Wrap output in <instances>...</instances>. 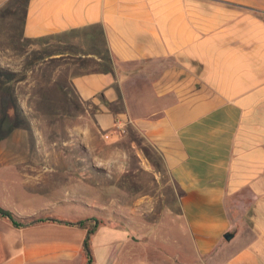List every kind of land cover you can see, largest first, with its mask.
<instances>
[{"label": "crops", "instance_id": "1", "mask_svg": "<svg viewBox=\"0 0 264 264\" xmlns=\"http://www.w3.org/2000/svg\"><path fill=\"white\" fill-rule=\"evenodd\" d=\"M13 1L31 43L2 61L40 48L43 63L60 59L80 102L96 105V129L116 136L105 144L138 133L107 173L143 167L158 180L118 207L123 223L98 225L93 264H264V0ZM33 149L0 136V205L21 217L67 199L50 192L52 160L66 178L67 155ZM61 220L0 215V252L19 248L4 264H85L86 228Z\"/></svg>", "mask_w": 264, "mask_h": 264}, {"label": "rangeland", "instance_id": "2", "mask_svg": "<svg viewBox=\"0 0 264 264\" xmlns=\"http://www.w3.org/2000/svg\"><path fill=\"white\" fill-rule=\"evenodd\" d=\"M13 3V0H0V55L12 53L16 57V54L28 51L22 43L31 42L22 37V7L11 10ZM17 45L20 46L18 49L14 47ZM39 51L41 48L33 49L23 62L17 58L15 62L4 58L7 61L3 62L0 58V136L19 133L34 145L33 152L49 151L53 157L67 155L66 169L70 170L66 178L62 176L63 167L59 166L62 163L58 161L52 160L50 173L51 197L58 187L60 191H66L64 196L61 195L67 199L57 205L52 201L39 217L56 216L68 222L96 217L100 223L107 220L113 225L123 223L122 210L118 207L129 206L135 200L154 193V182L158 183L155 173L143 167L136 168L135 172L107 173L106 158L109 154L121 152L123 147H128V141L138 140V133L134 136L129 131L124 135L125 139L116 140L119 147L105 144L106 140H113L116 136L107 138L104 134L108 130L102 131L94 126L96 105L80 102L65 76L67 69L62 67L60 59L43 63ZM40 140L43 143L38 144ZM94 165L100 168L94 169ZM57 181L60 186L56 185ZM108 187H113V191ZM154 199L161 202L164 198L156 196ZM165 199L169 201L171 198L167 195ZM95 200L105 202L106 208L96 207ZM18 249L12 245L4 246L0 252V264L8 262L11 259L8 253L17 254ZM77 260L81 261L80 258Z\"/></svg>", "mask_w": 264, "mask_h": 264}, {"label": "trees", "instance_id": "3", "mask_svg": "<svg viewBox=\"0 0 264 264\" xmlns=\"http://www.w3.org/2000/svg\"><path fill=\"white\" fill-rule=\"evenodd\" d=\"M0 215L3 217H6L10 219L15 225L17 226H24L28 224H34L39 221L45 220V219H53L57 220L54 216H46V217H37V216H30V217H21L15 214L12 210L0 205ZM62 221V220H61ZM72 223H75L81 227L86 228L87 233L86 237L84 239V251L86 253V263L85 264H93L94 262V256H93V250L91 245V238L93 233H95L96 229L98 228V225L100 222L97 220L96 217H88L85 219H80L77 221H70Z\"/></svg>", "mask_w": 264, "mask_h": 264}, {"label": "water", "instance_id": "4", "mask_svg": "<svg viewBox=\"0 0 264 264\" xmlns=\"http://www.w3.org/2000/svg\"><path fill=\"white\" fill-rule=\"evenodd\" d=\"M226 236H227V237H230V234H227Z\"/></svg>", "mask_w": 264, "mask_h": 264}]
</instances>
